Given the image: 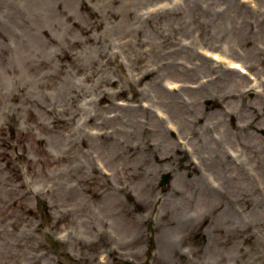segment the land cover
Segmentation results:
<instances>
[{
  "label": "rangeland",
  "instance_id": "rangeland-1",
  "mask_svg": "<svg viewBox=\"0 0 264 264\" xmlns=\"http://www.w3.org/2000/svg\"><path fill=\"white\" fill-rule=\"evenodd\" d=\"M172 1L0 0V264H264V86L202 54L263 78L264 0Z\"/></svg>",
  "mask_w": 264,
  "mask_h": 264
},
{
  "label": "bare ground",
  "instance_id": "bare-ground-1",
  "mask_svg": "<svg viewBox=\"0 0 264 264\" xmlns=\"http://www.w3.org/2000/svg\"><path fill=\"white\" fill-rule=\"evenodd\" d=\"M164 1V0H163ZM171 3H173V1L172 0H166V5H165V9H167L168 7H169V5L171 4ZM85 7H88V6H85ZM164 7V6H163ZM162 8V7H161ZM160 8V9H161ZM174 10V9H173ZM173 10H171L170 11V13L173 11ZM170 13H168V14H170ZM174 13V12H173ZM94 16V15H93ZM96 24L98 25V26H101V22L100 21H98V22H96ZM93 26H94V23H93ZM43 35L45 36V37H47V38H50V35H49V33L48 32H44L43 33ZM86 41H88V42H91V43H94V40H93V38L92 37H88L87 38V40ZM264 51V47H261L260 48V52H263ZM253 52V53H252ZM251 53L252 54H254L255 53V51H252ZM255 54H257V53H255ZM221 60H223V62H226V65L227 66H233V64L234 63H237L236 61H234L233 59H225V58H221ZM72 62H75V61H72ZM74 65V64H73ZM75 67H77V69L76 70H80L79 69V67L75 64ZM153 75V72H149V71H145V72H143L142 73V75L140 76V80L141 81H143V80H146V79H148L149 77H151ZM68 82H69V84H70V87H71V90H72V92L74 93V95H75V98L77 99V98H79V97H81V96H83L84 95V90H83V87H78V86H76L74 83H73V81H72V79L71 78H68ZM158 83L161 85V86H163L162 85V83L159 81H157L156 79H154L153 81H152V83H151V88H157V86H158ZM257 85H260V84H262L263 86H264V80H257ZM176 86H178V85H174L173 84V82L172 83H168L167 84V88H165V90L163 91L164 92V103L165 104H172V106L174 107V108H179L180 107V105H179V102H178V98H177V100H176V98L174 97L175 95H176V93L174 92V90H177L176 89ZM172 88H174V90L173 91H169V89H172ZM168 91V92H167ZM99 93H100V97H99V102L101 103H105V104H107L108 106V108H111V109H116V110H122V111H126V112H129L128 113V118H126L125 117V119H126V122L127 121H133V124H135V125H137L138 123L134 120V116H135V113H133V112H144V113H146L148 116H150V118H153V112L151 111V109L149 108V107H146V106H144L141 102V100H138L136 97H134V98H131V104H128V103H117L116 101H112V100H110L109 99V96H108V92L105 90V89H102V88H100L99 89ZM169 96H173V97H171L170 99H168L167 97H169ZM133 104V105H132ZM248 109H249V106H251V107H253V104L251 103H248ZM51 113H54L55 112V110L54 109H51V110H49ZM150 112H152V113H150ZM105 115L103 116V117H101V118H99L98 120H95V115H94V129H96V131L94 132V135L99 139V140H103V139H108L111 135H110V133H108L107 132V122L109 121V122H112V121H114V120H118L119 118H122V116H121V114L120 113H118V112H115V113H111V112H105L104 113ZM91 118V116H89V119ZM153 120V119H152ZM71 122V121H70ZM158 125L160 126V124L158 123ZM138 126H140V125H138ZM225 127H227L226 125H225ZM223 130H226V129H223ZM163 131V129L162 128H160L159 127V130H158V132H162ZM138 133V132H137ZM184 138V140H185V143L183 142V141H180V143L182 142V143H184V145L186 146V144L187 143H189V139H191V137H189V136H187L186 138L185 137H183ZM213 140H215V141H220V139H218V138H214ZM187 142V143H186ZM221 142V141H220ZM211 145H213V146H211V149H212V152H213V160H214V162L215 163H217V164H222L221 163V156H218L219 154H218V152H219V150H218V146H217V144L215 143V142H209ZM138 145L136 144V145H128V147L132 150H135V149H137L136 147H137ZM182 149V150H181ZM178 151L179 152H188V150H187V147H185V150L182 148V147H179L178 148ZM225 153L227 154V157L228 158H230V159H232V160H234L235 159V157H236V153H237V151L235 150V149H233L232 147H225ZM189 163H190V165H192V166H197V164L195 163V161H192V159L191 160H189ZM95 166H96V168H97V170H98V172L100 173V175L106 180V181H108L109 182V185L110 186H112L113 188L115 187V185H113L112 184V182H111V177H112V174H110L109 172H107V171H104V170H101V165H97L96 163H95ZM202 174L203 175H205V173H204V171H202ZM204 181V180H203ZM205 182V181H204ZM206 183V182H205ZM206 184H208L207 186H208V190L210 191V192H212L213 194H220L219 192H222V190H223V188L221 187L222 185H221V183L220 184H218L217 186H215L214 184H213V182H211V181H207V183ZM117 189H119V190H121V191H123L124 193H126L127 194V196L128 197H132V198H134V194L131 192V190L129 189V186L128 185H118V187H116ZM222 188V189H221ZM230 202H233L232 200H230ZM230 205H232L233 203H229ZM258 206V208L259 209H264V204H258L257 205ZM257 208V209H258ZM228 211L229 212H235V211H237L236 210V208H234L233 206H229L228 207ZM244 212H246L245 210H243ZM236 213V212H235ZM228 214V213H227ZM237 214V213H236ZM228 239H229V237H228ZM251 241H252V245L254 246L255 244V246H257V241L255 240V239H251Z\"/></svg>",
  "mask_w": 264,
  "mask_h": 264
},
{
  "label": "water",
  "instance_id": "water-1",
  "mask_svg": "<svg viewBox=\"0 0 264 264\" xmlns=\"http://www.w3.org/2000/svg\"><path fill=\"white\" fill-rule=\"evenodd\" d=\"M169 181V176H164L162 183L165 184ZM124 264H132L131 262H125Z\"/></svg>",
  "mask_w": 264,
  "mask_h": 264
}]
</instances>
